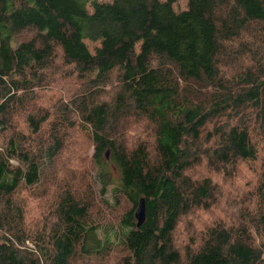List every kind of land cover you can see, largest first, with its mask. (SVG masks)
Here are the masks:
<instances>
[{
  "label": "trees",
  "instance_id": "obj_1",
  "mask_svg": "<svg viewBox=\"0 0 264 264\" xmlns=\"http://www.w3.org/2000/svg\"><path fill=\"white\" fill-rule=\"evenodd\" d=\"M178 1L0 0V264H83L112 245L117 264H264V0ZM258 160L242 224L177 250L214 179ZM20 192L53 210L26 233L36 251Z\"/></svg>",
  "mask_w": 264,
  "mask_h": 264
},
{
  "label": "rangeland",
  "instance_id": "obj_2",
  "mask_svg": "<svg viewBox=\"0 0 264 264\" xmlns=\"http://www.w3.org/2000/svg\"><path fill=\"white\" fill-rule=\"evenodd\" d=\"M99 2H108L109 0H98ZM165 1V0H161ZM186 8V0H179L177 3L173 5L174 11H182ZM87 10L89 13L92 12L91 7L88 5ZM85 44L88 50L93 54L95 49L100 46L99 42H90L85 41ZM69 86L74 87L73 82L69 83ZM55 89V88H53ZM44 93V92H43ZM61 94V92H60ZM59 94V95H60ZM45 98L48 96L52 97L55 100L59 101V96L53 92L52 90L48 91L44 94ZM63 96V93H62ZM263 142H257V148L260 150L258 156L263 158L264 152ZM262 147V148H261ZM91 154V149L90 152ZM63 159L61 158L59 164H62ZM260 170V160L252 163H241L237 167L229 168L227 172L222 174L224 177H221L215 182H213L216 186V194L213 196L214 200L210 199L207 201L205 207L199 210H195L182 218L179 224L174 231L172 236L174 247L177 250H184L189 246L195 245L200 241L201 234L204 233V229H206L213 222L225 223L229 219L236 218L238 220L242 219V212L247 210L248 207H251L253 203V198H255V193H253L254 188L256 187L258 181V172ZM116 177V174H115ZM216 177V176H215ZM110 189V188H109ZM106 196L110 197V192L106 194ZM16 202L22 203L24 207V212L22 216V234L21 240H27L24 242V248L35 250L36 245L34 241H30L27 232L33 235H42L45 232V228L51 226V223L54 221L53 210H49L47 204H45L42 200L31 199L30 196L25 195L20 192L19 195H16ZM236 209L235 216L232 215V212ZM111 214H113L111 212ZM107 214L106 223L108 227L110 225H115L116 223V215ZM239 226L242 223H237ZM49 225V226H48ZM41 236L37 237L38 239ZM100 239L103 238V234L100 233L98 235ZM4 238V235L0 230V240ZM124 251L121 247L114 245L111 246L110 254L108 256L104 255L95 258H86L83 261L85 263H94V264H117L121 257H123ZM82 264V263H81Z\"/></svg>",
  "mask_w": 264,
  "mask_h": 264
},
{
  "label": "water",
  "instance_id": "obj_3",
  "mask_svg": "<svg viewBox=\"0 0 264 264\" xmlns=\"http://www.w3.org/2000/svg\"><path fill=\"white\" fill-rule=\"evenodd\" d=\"M134 216H135V219L137 221L136 226L140 227L145 221V205H144L143 199H140Z\"/></svg>",
  "mask_w": 264,
  "mask_h": 264
},
{
  "label": "bare ground",
  "instance_id": "obj_4",
  "mask_svg": "<svg viewBox=\"0 0 264 264\" xmlns=\"http://www.w3.org/2000/svg\"><path fill=\"white\" fill-rule=\"evenodd\" d=\"M136 220V219H135ZM137 222V221H136Z\"/></svg>",
  "mask_w": 264,
  "mask_h": 264
}]
</instances>
